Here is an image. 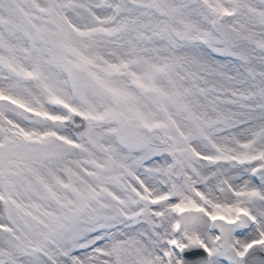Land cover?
Returning a JSON list of instances; mask_svg holds the SVG:
<instances>
[{
    "label": "snow or ice",
    "instance_id": "1",
    "mask_svg": "<svg viewBox=\"0 0 264 264\" xmlns=\"http://www.w3.org/2000/svg\"><path fill=\"white\" fill-rule=\"evenodd\" d=\"M0 264H264V0H0Z\"/></svg>",
    "mask_w": 264,
    "mask_h": 264
}]
</instances>
